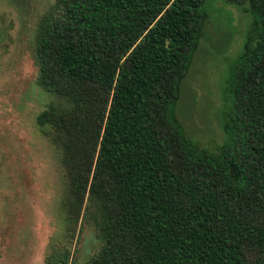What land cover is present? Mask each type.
Instances as JSON below:
<instances>
[{
	"label": "trees",
	"instance_id": "trees-1",
	"mask_svg": "<svg viewBox=\"0 0 264 264\" xmlns=\"http://www.w3.org/2000/svg\"><path fill=\"white\" fill-rule=\"evenodd\" d=\"M230 1L252 21L217 153L177 113L208 0L57 1L39 84L66 106L38 123L55 130L80 211L88 195L104 241L89 264H264V0Z\"/></svg>",
	"mask_w": 264,
	"mask_h": 264
},
{
	"label": "rangeland",
	"instance_id": "rangeland-1",
	"mask_svg": "<svg viewBox=\"0 0 264 264\" xmlns=\"http://www.w3.org/2000/svg\"><path fill=\"white\" fill-rule=\"evenodd\" d=\"M57 1L0 0V264H89L104 244L84 218L88 195L80 211L54 128L38 123L51 105L66 106L39 84L38 46ZM247 7L208 0L205 36L182 86L179 120L214 153L228 141L223 94L252 21Z\"/></svg>",
	"mask_w": 264,
	"mask_h": 264
}]
</instances>
